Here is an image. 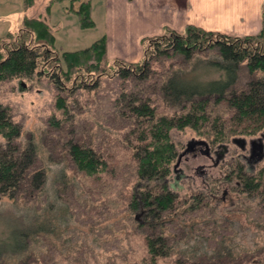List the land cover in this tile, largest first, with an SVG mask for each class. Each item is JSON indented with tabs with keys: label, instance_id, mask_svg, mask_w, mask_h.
Segmentation results:
<instances>
[{
	"label": "trees",
	"instance_id": "obj_1",
	"mask_svg": "<svg viewBox=\"0 0 264 264\" xmlns=\"http://www.w3.org/2000/svg\"><path fill=\"white\" fill-rule=\"evenodd\" d=\"M25 1L29 6L34 2ZM76 2L78 27L94 29L90 0H67L66 11ZM54 26L39 17L24 16L19 28L0 38V82L49 79L59 94L55 106L63 116L48 119L53 128L73 121L68 101L60 93L67 92L70 97L81 88H96L107 76L131 82L128 89H120L112 106L129 128L123 139L134 161L136 182L147 184L131 189L125 202L127 220L134 233L144 230L142 244L151 264L168 259L180 246L185 250L198 246L189 258L196 264V254L205 249L206 238L190 230L184 243H175L162 231L171 224L167 218L202 212L205 207L211 213L215 209L209 207L208 195L199 192L179 198L166 183L180 154L171 133L189 128L216 145L230 135L249 136L264 131V11L261 30L254 35L230 36L194 25L180 32L165 30L143 39V56L138 62L108 60L104 34L88 46L66 47ZM175 54L182 57L184 67L170 63L162 73L154 70L152 64L159 58ZM154 96L160 98L161 106ZM219 106L224 107L220 114L215 113ZM21 132L9 107L0 102V199L6 197L15 203L22 189L28 188L44 200L39 211L36 206H21L23 215L18 224H8V233L0 239V262L20 261L38 244L39 236L47 238L56 233L58 225H66L69 219L67 206L54 189L64 183L63 169L47 172L37 168V142L31 135L22 143ZM66 144L70 160L87 180L97 183L108 174V160L90 145L72 140ZM226 180L238 194L257 201L255 207L261 212L258 221L264 223V165L250 173L236 161ZM137 212L144 214L142 221L136 220ZM177 262L181 259L177 258Z\"/></svg>",
	"mask_w": 264,
	"mask_h": 264
},
{
	"label": "rangeland",
	"instance_id": "obj_2",
	"mask_svg": "<svg viewBox=\"0 0 264 264\" xmlns=\"http://www.w3.org/2000/svg\"><path fill=\"white\" fill-rule=\"evenodd\" d=\"M54 1L34 0L29 6L25 0H0L2 26L9 28L8 31L15 30L20 11L25 16L46 21L47 7H51L52 20L61 18L63 29L58 39L66 47H85L99 36L100 30L84 33L73 25V21L63 18L66 16L67 0ZM5 12L9 14L6 19L3 17ZM170 63L182 67L185 64L182 57L175 54L170 58H159L152 66L156 72L162 73ZM182 67L179 69L187 68ZM130 84L107 76L100 79L96 88H81L70 97L67 92L60 93L68 101L73 121L53 128L48 119L53 115L57 119L63 116L55 106L59 94L49 79L34 77L31 80L0 82V102L9 107L13 121L22 127L19 140L27 142L32 135L37 142L40 153L36 167L47 172L63 169L64 183L55 185L54 189L67 206L69 216L66 225H58L56 233L47 238L39 236L38 244L20 261L8 260L0 264H151L142 244L144 230L134 233L125 207L131 189L147 183L136 182L134 161L123 139L129 128L127 122L119 118L117 108L112 106L120 89H128ZM154 97L161 106L160 98ZM223 109L219 106L215 113L220 114ZM171 136L182 155L166 183L179 198H189L199 192L208 195L211 198L209 207L215 210L211 213L205 207L202 212L190 211L184 217L175 215L167 218L171 224L162 233L175 243H184L190 230L206 238L205 249H199L196 254V264H264V223L258 221L261 212L255 207L257 201L238 194L232 189V183L226 180L236 161L241 162L250 173L264 165V131L249 136L230 135L216 145L197 136L189 128L173 130ZM68 140L90 145L106 157L111 166L108 174L97 183L83 177L70 160L66 146ZM199 140L206 141L208 148L197 146L185 154L189 143ZM253 142L261 143L263 149H253ZM25 189L15 203L6 197L0 199V239L8 233L10 222L18 224L23 215L21 206H36L37 211L42 208L44 200L34 190L29 192L28 188ZM135 217L137 221H142L144 214L137 212ZM176 224L179 227H175ZM220 241L224 242L222 246ZM196 248L198 246L185 250L180 246L171 257L157 264H193L195 262L189 258ZM177 258L181 262H177Z\"/></svg>",
	"mask_w": 264,
	"mask_h": 264
},
{
	"label": "crops",
	"instance_id": "obj_3",
	"mask_svg": "<svg viewBox=\"0 0 264 264\" xmlns=\"http://www.w3.org/2000/svg\"><path fill=\"white\" fill-rule=\"evenodd\" d=\"M90 4L94 29H80L84 33L100 30L98 35L104 34L106 39V57L126 62L141 60L143 39L161 35L165 30L180 32L187 25L230 36L257 34L262 27L264 11V0H90ZM74 5L72 9L67 8L68 12L64 10L66 16L63 18L70 19L78 27L77 6ZM50 8L46 10V21L55 25L58 37L63 29L61 18L52 20ZM19 13L17 28L25 16L22 11ZM8 15L5 12L3 17L6 19ZM1 21L2 14L0 38L9 29L3 27Z\"/></svg>",
	"mask_w": 264,
	"mask_h": 264
},
{
	"label": "water",
	"instance_id": "obj_4",
	"mask_svg": "<svg viewBox=\"0 0 264 264\" xmlns=\"http://www.w3.org/2000/svg\"><path fill=\"white\" fill-rule=\"evenodd\" d=\"M22 86H24V84L22 83ZM237 141V140H236ZM204 146L206 149L208 148V145H207V142L206 141H203V140H199V141H191L190 143H189V149H187L186 151H185V154L187 153V152H190L191 151V149H190V147L191 146ZM253 145L254 146H256V148H258L259 150H262L263 149V145L261 144V143H256V142H253ZM181 155L182 154H179V157H178V160L180 159V157H181Z\"/></svg>",
	"mask_w": 264,
	"mask_h": 264
},
{
	"label": "flooded vegetation",
	"instance_id": "obj_5",
	"mask_svg": "<svg viewBox=\"0 0 264 264\" xmlns=\"http://www.w3.org/2000/svg\"><path fill=\"white\" fill-rule=\"evenodd\" d=\"M197 146H198V145H197ZM197 146H194V147L191 146V147H190L191 151H193ZM252 148H253V149L256 148V146H254L253 143H252ZM191 151H190V152H191ZM205 153L207 154V152H205Z\"/></svg>",
	"mask_w": 264,
	"mask_h": 264
}]
</instances>
